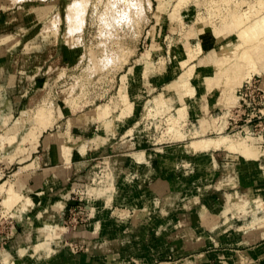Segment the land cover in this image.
Returning a JSON list of instances; mask_svg holds the SVG:
<instances>
[{"label":"crops","instance_id":"obj_1","mask_svg":"<svg viewBox=\"0 0 264 264\" xmlns=\"http://www.w3.org/2000/svg\"><path fill=\"white\" fill-rule=\"evenodd\" d=\"M23 15L19 14V20L24 17ZM16 21L18 19L15 17L8 19L0 16V32L13 30L0 34L2 126H6L5 115L10 113L8 103L18 102L19 97L12 98L16 92L15 85L17 86L18 79L28 77V73H31V70H25L19 63L26 59H34L32 57L38 52L32 53L28 48L39 47V38L31 37L23 31L26 26L13 29ZM19 32H22V37ZM15 34L20 37L11 43ZM194 37L196 42L200 41L204 52L217 43L210 30L204 29ZM22 43L25 46L22 48L26 49L20 52L18 47ZM16 66H19L20 70L15 69ZM173 68L177 72L178 68H175L174 64ZM258 75L260 86L264 89V76ZM170 77L167 72L164 76L155 75L154 79L151 78L150 86L147 82L144 83L148 87V93L150 90L158 91L152 98L158 96L157 99L162 103L163 100L166 104L169 103L165 98V89ZM243 81L234 84L233 87L229 84V89L224 84L223 86L214 84L209 88L206 84L198 85L199 104L185 109L182 118L193 111H198L200 116L208 120L206 134L214 133L215 127L222 123L218 116L214 115V111L232 107L231 104L225 103L223 98L227 94L237 98L234 89ZM131 82H134V86ZM127 83L130 96L134 97L130 114L123 117L117 128L106 130L103 126L105 135H100L104 140L99 146L91 142V137L83 138L81 135L88 125L98 123L91 120L81 124L75 123L71 130L74 134H71L76 143L71 147L68 161L60 160L59 148L56 150V146L51 144L47 155L56 165L42 168L33 174L31 172L23 174L17 179L16 190L21 194L23 190H27L24 201L23 195L18 201H22L19 212H22L27 203H31L30 205H34L35 213L33 212L34 214L27 220L18 212L17 219L25 223V229L22 227L17 230L11 240L13 252L9 247L6 249L10 256L4 258L0 253L3 261L14 264L9 262L10 258L17 252L24 251L22 243L27 244L31 240L33 242L31 237L34 228L37 233L36 242L25 245L30 248L29 258L37 257L33 256L37 252L40 254L42 252V255L50 253L38 261L37 259H33L32 263L27 261V264H160L163 261L173 264L180 260L184 264H264V229L254 230L252 233L236 230L238 226L236 221H239L240 217L244 218L239 208L253 199L264 200V146L261 140L252 139L257 150L251 153L252 155L247 153L251 155L250 157L243 151L232 152L222 148L196 150L190 144V139L186 142L184 139L183 143L164 140L154 144L155 147L151 150H136L133 148L138 141L134 140L133 135L137 136L134 132L137 120L118 141H113L114 133L133 116L137 103L135 94L144 93L141 84L137 89L136 74H129ZM33 87L27 89L29 93ZM176 95L177 90L174 89L170 98ZM170 104L168 105L177 109L175 111L177 113L178 108H183L186 101L174 107ZM145 105L146 101L140 117ZM165 110L168 108L162 107L161 111ZM185 120L190 121L192 130L200 127L197 116H188ZM22 125L21 121L17 127L11 129V133L18 131ZM109 132H113L112 137L109 136ZM48 141L51 142V138ZM56 141H61L59 133ZM85 141L87 146L84 150H79ZM138 153L144 154L142 157L146 158L145 165L140 169L128 165L129 158L136 157ZM30 155L46 156L44 152L35 154L34 150ZM29 176L32 177V184L27 183ZM193 185L194 188L191 190ZM75 188H80V199L85 208V222L75 231L69 230L65 233L63 230L62 235L86 244L88 252L77 255L62 249L58 242L50 244L37 230L43 221L60 224V216L72 203L69 202V196ZM229 227H234V231H229ZM250 237L253 240H250Z\"/></svg>","mask_w":264,"mask_h":264},{"label":"rangeland","instance_id":"obj_2","mask_svg":"<svg viewBox=\"0 0 264 264\" xmlns=\"http://www.w3.org/2000/svg\"><path fill=\"white\" fill-rule=\"evenodd\" d=\"M73 1L77 0H0V16L8 19L17 18L18 21L14 22L13 29L25 28L23 26H26V29L23 30L25 34L39 38V47L31 46L28 49L32 53H40H35L36 56L34 57L31 56L34 59H26L19 63L20 66L23 65L25 67V70H31V73H28V77L18 79L17 86L15 85L16 92L12 96L13 99L19 97L18 102L8 103V111L10 113L5 115L6 121L4 119L7 124L2 126V123H0V134L5 136L12 134L11 129H14L15 126L17 127L20 119H22V124L25 123L22 127L20 126L11 142L6 141V146L4 144L3 147H0V183L3 180L10 179L9 181L16 184L17 179L23 174L26 175L29 172L33 174L42 168L55 166L56 163L52 162L47 155L51 144L56 146L57 150L61 143H65L69 147L68 159L63 155V148L62 151L58 150V153L60 152V160L68 161L71 147L76 143L71 134L75 123L80 122L81 124L90 120L98 123L88 125L85 132L81 134L83 138L92 137L93 133L105 135V131L102 129L104 121L97 120L94 117L95 107L106 104L113 105L115 102H119L123 106V94H127L128 98L130 96L127 81L128 74L132 73L133 75L136 74L137 77V89L140 88L139 84H141L144 93L137 92L135 94L137 103L134 106L133 116L123 124L121 129L114 133L113 141H118L121 135L132 127L137 120L138 123L135 125L136 129L134 131L137 136L133 135L135 137L134 140L138 141V144L133 148L136 150H151L155 147L154 144H159L164 140L182 141L183 143L184 139L186 142L191 138L198 137L196 134H191L193 128H191L190 121L185 120L188 116H197L200 124L203 116L201 117L198 111H193L183 118L182 116H177L179 119V130L182 134H185L183 137L167 132L168 124L166 118L169 115H173L172 113L176 111L174 108L164 112L159 111L154 116L155 118L151 119L152 122H150V119H144L143 113L140 117L144 102L146 101L147 104L148 100L158 98V96L152 98L158 91L155 89L150 90L148 93V87L144 83L147 82L149 86L152 84V79L155 78V75H160L155 66L162 63L163 73L166 74L168 72L171 75L165 89V98L166 101L172 103V100L169 99L170 95L174 93L175 84L182 77L183 70L186 69V67H180L177 72L174 71L173 64L176 62L174 50L183 48L186 40L189 41L190 45H195V31L202 26L203 22H200L202 18L209 19L216 25L221 23V17L226 15L228 11L225 7L227 2L225 0H187L186 5L180 10L181 18L179 23L175 26L171 23L170 13L175 7L176 0H150V4H148L147 0H79L84 4L83 17L78 27L68 33L65 14L67 6ZM245 1L246 3L242 4L241 9L247 8V2L248 4L254 2V0ZM140 3L146 9L142 14L136 13V7ZM230 4L231 9H234V3L230 2ZM128 5L131 7H129V11L132 17L129 22L126 21L125 17L123 18L127 13L126 6L128 7ZM30 6L35 8L31 9ZM18 13L20 15L24 14L21 20H19ZM263 13L261 12L260 14ZM46 25H51V29L53 28L54 30L43 32L42 30H45ZM48 28L50 29V26ZM205 30H209V28ZM10 31L13 30L9 29L5 32H0V34ZM19 34L21 36L22 32H19ZM20 36L15 34L13 36L15 38L11 43ZM24 42L25 40H23ZM23 43L18 47L20 52L26 49L22 48L25 47ZM224 45L221 44L219 46ZM210 51L208 50L203 54ZM160 58H163L165 62L163 59L160 60ZM15 69L20 70L19 66H16ZM166 69L169 71H166ZM219 73L222 77H220L218 84L223 86L222 78L226 72L223 74V71L222 73L219 71ZM210 77L216 78V75ZM252 77L256 85L259 84V75L254 73ZM214 82H216V79ZM131 84L134 86V82H131ZM30 85L34 87L29 93L27 89L32 87ZM238 88L234 89L236 95H239ZM130 97L129 100L132 102L134 97ZM223 99L225 100V98ZM183 103L184 99L176 97L174 106H179ZM234 106L231 107V110ZM263 107V99L257 98L255 107H249L242 112L236 122V126L229 124L225 127L224 132H221L223 134L229 133L235 137L234 133L242 125H248L251 131H259L262 128L259 123L263 119H259L257 115H259L258 109ZM222 113L223 110L217 109L214 111L216 117ZM249 114L256 117L246 123L250 116ZM182 121L185 122L182 123ZM190 129L191 131H189ZM58 133L60 134L61 142L56 141ZM242 134L244 135V132ZM216 135L215 133L206 135L205 132L204 136L201 137H213ZM48 136L51 138V142H48ZM109 136L112 137L113 132H109ZM149 136L152 138H149ZM254 146L251 147V153L257 150V147ZM33 150L35 154L44 152L46 156H32L30 153ZM250 156L248 155V157ZM27 183H33L31 176L27 178ZM192 188H194V185L191 190ZM26 191H22V201L26 197ZM80 194V188H75L71 196H69V202L72 203L66 207L64 213L60 216L59 226L65 227L63 229L65 233L69 230L75 231L79 225L85 222V208L80 199ZM32 199L34 201L33 197ZM21 202L13 206H6L3 204L0 195V250L8 249V247L10 249L13 246L11 240L15 237L17 230L22 227L25 229V223L17 219L19 209H21ZM30 204L27 203L22 212H19V215L27 220L35 213L34 205ZM254 204L251 201L239 208L244 218L240 217L239 221H236L238 225L236 230L238 232L252 233L254 230L264 229L263 225L252 227L246 225L253 218ZM73 217L76 220H72ZM228 229L231 232L234 231V227H229ZM32 233L33 242L32 240L31 242L34 243L37 236L34 228ZM250 238V240H253L252 237ZM31 242L22 243L21 246L23 245L24 251L22 253L17 252L10 258L9 262L27 264L28 261L32 263L34 262L33 259L38 261V259L46 257L50 253L47 252L46 255H42V252L41 254L37 252L33 255L37 257L30 259V253L28 252L30 248L25 245L32 244ZM53 242L50 241V244ZM58 243L62 249L75 255L88 252V247L84 242L75 238L67 239L65 234L62 235ZM10 250L13 252L12 248ZM169 260H171V256ZM0 264H7L2 257H0ZM160 264L171 263L163 261ZM173 264H184V262L180 260Z\"/></svg>","mask_w":264,"mask_h":264},{"label":"bare ground","instance_id":"obj_3","mask_svg":"<svg viewBox=\"0 0 264 264\" xmlns=\"http://www.w3.org/2000/svg\"><path fill=\"white\" fill-rule=\"evenodd\" d=\"M147 1L148 4H150L149 2L150 0ZM186 1L187 0H176L175 7L170 13L171 23L174 24L175 26L178 25L179 23V20L181 18L180 10H182V8L186 5ZM229 1L231 3H234L233 4L234 9H231L230 7L231 4ZM225 2H227V6L225 7L228 9V11L226 12V15H223L221 17V23L216 25L214 22L210 21L209 19L202 18V21L199 20L200 22H203L202 26H200L195 31L197 36L200 31L209 28V30L211 31V33L213 34L214 38L217 41V43L212 47L213 49L211 51L209 50L210 52L203 54L205 52L199 40L196 42L194 46L190 45L189 41L186 40L184 42L183 48L174 50L175 61H176L174 63L175 68L179 69L180 67L181 68L186 67V69L183 70L184 73L182 77L175 84L174 88L177 90V95L170 98V100H172V103L168 101L169 103L166 104L163 99H162L163 103L162 101H160V99H153L148 101L146 104V107L143 112V117L144 119H148V120L150 119V122H152L151 119L155 118L154 116L157 113H159V111L162 110V107L171 109L172 107L168 105L170 103L174 107L175 105L174 102L176 97H181L182 99H184V101H186V104L183 105V108L177 107L178 108L177 113L174 111V113H172L173 115H169L166 118L168 124L167 132L170 133L172 132L173 134H176L180 137H183L185 135L182 134L179 130V124H178L179 119L177 116H181L185 109L187 110L191 108L194 104L195 105L199 104L198 95H197L198 85L206 84L208 85V88L209 86H213L214 84L217 86H221V84H218V81H220L221 79L220 77H222L220 76V73L218 74L219 71L221 73L223 71V74L226 72L224 77L222 78V81L223 84L227 86V89H229L228 87L229 84L233 87L234 84L239 83L241 80L244 81L249 80L250 78H252V75L254 73L262 74L264 76V13L260 14L261 12H264V0H254L253 3H249V4L247 2L246 4L247 8L245 9H241L242 4L246 3L245 0H233V1L225 0ZM124 4L126 5L125 1ZM129 7H130L129 5L128 7L126 6L127 13L125 14V16H123V18L125 17L126 21L128 22L131 21L132 18L130 16L131 13L129 11ZM30 8H33V6H30ZM136 9H137L136 13L138 14L139 13L142 14L143 12L146 11V9L142 6V3H140L139 6L137 5ZM83 12H84V4L79 0L73 1L67 6L65 19L67 23L66 28L68 33L72 32L74 29L78 27L79 22L82 20ZM49 26L50 29L48 28ZM52 29H51V25H46L45 30L42 31L49 32ZM221 44H225V45L220 47L219 45ZM162 59L160 58V60ZM155 67L160 72V75L162 76L165 75V73H163L164 68L162 63H159ZM213 75L214 76L216 75V78L210 77ZM215 79L217 83L214 82ZM259 87L264 91V89L260 86V83H259ZM199 91L201 90L199 89ZM225 100H224L225 103H229L232 106L234 105L236 106L239 103L238 96L236 98L227 95L225 96ZM123 103H124L123 106L119 102H115L113 103V105L112 104H106L104 106L98 105L97 107H95L94 110L95 119L103 120L106 130L117 128V126L121 124L123 117L128 116L131 111L132 102L129 100L128 95L125 93L123 94ZM262 111L264 112V108H262ZM230 114H231V108H226L223 110V113L217 117L220 119V122L222 123L221 125L215 127L214 133L217 135L213 137H201L204 136L205 132L207 131L206 128L208 126V120L206 119V117L201 116L202 118L200 121V127L192 131L189 130L191 131V134L198 135V137L195 136L196 138L190 139V144L192 145V147L196 150L202 148H209V147H212L213 149L222 148L225 150H230L232 152L243 151L246 154L247 153L251 154V147L254 146L252 144V139L257 138L261 140V137L254 136L247 129L245 135L241 134L240 132L234 133L235 137H233L229 133L223 134L221 131L224 132V129L228 124V117ZM19 121L21 122L22 119H20ZM184 122L185 121H182V123ZM17 132L18 131L16 130L15 132L7 136H5L4 134H0V147H3L6 141L11 142ZM93 135L94 136L91 137L90 139L91 142H93L95 146H99V144L104 139H102V136H100L98 133H95ZM49 138L50 137L48 136V140ZM86 146L87 145L85 141L84 143H82V145H80L79 150H84ZM58 148L59 151H62L63 148V155L65 156L66 159H68L69 147L65 145V143L63 144L61 143V145ZM77 155H78V151H77ZM143 155L144 154L138 153L136 157H130L128 161V165L133 168L140 169L142 166L145 165L146 158L142 157ZM9 180L10 179L1 181L0 195L4 205L13 206L15 203H17L20 200L22 194L18 190H16L15 182ZM253 202L255 203L254 215L252 220L250 222H247L246 225L248 227H252L255 225L264 226V201H262L261 199H253ZM60 227L61 226H59V224H56L52 221H43L42 224L37 228V230L39 234H41L46 241L48 242L54 241L57 243L62 235L63 229L65 228V227H61L62 228L61 229ZM72 228L74 229L73 226ZM27 237L28 234H26V238ZM0 253L4 258L10 256V253L6 249H1Z\"/></svg>","mask_w":264,"mask_h":264},{"label":"built area","instance_id":"obj_4","mask_svg":"<svg viewBox=\"0 0 264 264\" xmlns=\"http://www.w3.org/2000/svg\"><path fill=\"white\" fill-rule=\"evenodd\" d=\"M239 89V103L233 107L231 110V114L228 117V124H231L232 126H236V122L239 119V116L242 112H244L249 107H255V104L257 103V98L263 99L264 101V91L259 87V84L256 85L254 78H250L247 81H244L243 84L238 88ZM264 108V107H263ZM259 115L257 117L259 119H263L260 121L259 126H262V128L257 131H251L250 127L248 125H242L239 130L236 132H244V135L246 134L247 130L254 136L261 137V143L264 146V112L262 111V108L258 109ZM252 114V113H251ZM249 114V118L246 120V123L252 120L254 115ZM247 129V130H246ZM72 220H76L75 217H73Z\"/></svg>","mask_w":264,"mask_h":264}]
</instances>
